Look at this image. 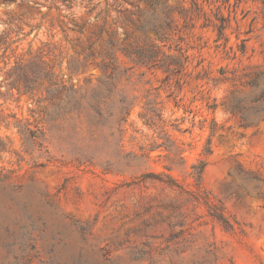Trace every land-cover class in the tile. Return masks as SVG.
Segmentation results:
<instances>
[{
  "label": "rangeland",
  "instance_id": "374dc122",
  "mask_svg": "<svg viewBox=\"0 0 264 264\" xmlns=\"http://www.w3.org/2000/svg\"><path fill=\"white\" fill-rule=\"evenodd\" d=\"M145 1L0 0V264H264V0Z\"/></svg>",
  "mask_w": 264,
  "mask_h": 264
},
{
  "label": "trees",
  "instance_id": "16d2710c",
  "mask_svg": "<svg viewBox=\"0 0 264 264\" xmlns=\"http://www.w3.org/2000/svg\"><path fill=\"white\" fill-rule=\"evenodd\" d=\"M53 2V6L56 8L63 7L66 10L71 11L73 18L77 17V13L75 10H84L86 15H91L97 8L98 4H94V0H51ZM146 4L150 7V0L145 1ZM195 7L196 4L194 3ZM198 8V7H197ZM167 27H169V23H165ZM140 31L147 32L150 29L155 33V35L158 37V40L161 41L163 37V33H161V30L163 27L161 25H157L153 23L150 25V16L149 17H143L142 23L139 26ZM223 26H220L218 28V38H220L223 35ZM151 47V48H150ZM122 52L125 56L130 58L133 62L136 64L142 65L148 69H150L153 66H156V58L159 53L157 46L151 45L150 42L147 46H136L134 48H122L120 49L117 45H115L113 42H109L106 46V48L100 53V64H97V67L101 71V75L104 78L103 85L106 89L111 90L115 87V81L117 79V76L119 74L118 66L116 65L117 61V52ZM89 56H93L91 53ZM176 64H180L176 62ZM191 172L189 173V176L192 178V180L195 183H199L203 176V171L205 168V163L203 160L198 161L197 164L193 165ZM169 178L168 182H172V179L170 176L167 175ZM160 182H165L163 180H160Z\"/></svg>",
  "mask_w": 264,
  "mask_h": 264
}]
</instances>
